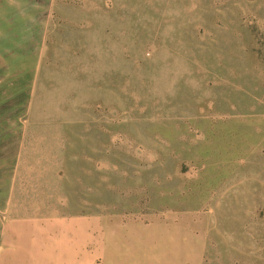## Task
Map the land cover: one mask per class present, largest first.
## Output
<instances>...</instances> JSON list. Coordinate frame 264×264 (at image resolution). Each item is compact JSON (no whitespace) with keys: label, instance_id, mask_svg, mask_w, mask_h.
Wrapping results in <instances>:
<instances>
[{"label":"rangeland","instance_id":"1","mask_svg":"<svg viewBox=\"0 0 264 264\" xmlns=\"http://www.w3.org/2000/svg\"><path fill=\"white\" fill-rule=\"evenodd\" d=\"M18 217L58 264H264V0H0V253Z\"/></svg>","mask_w":264,"mask_h":264},{"label":"crops","instance_id":"2","mask_svg":"<svg viewBox=\"0 0 264 264\" xmlns=\"http://www.w3.org/2000/svg\"><path fill=\"white\" fill-rule=\"evenodd\" d=\"M58 227L56 220L49 218L18 217L8 220L3 226L5 236L0 264H27V253L28 256H35L31 259L36 261L35 264H58V240L61 237L58 236Z\"/></svg>","mask_w":264,"mask_h":264}]
</instances>
